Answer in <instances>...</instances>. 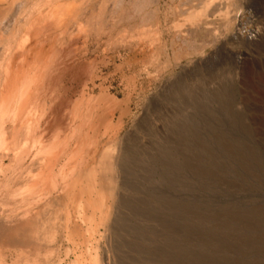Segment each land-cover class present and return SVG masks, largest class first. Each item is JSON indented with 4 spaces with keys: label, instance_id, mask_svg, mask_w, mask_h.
<instances>
[{
    "label": "rangeland",
    "instance_id": "1",
    "mask_svg": "<svg viewBox=\"0 0 264 264\" xmlns=\"http://www.w3.org/2000/svg\"><path fill=\"white\" fill-rule=\"evenodd\" d=\"M145 1L159 41L111 33ZM180 1L0 0V20L30 2L3 42L0 154L27 132L21 154L45 156L52 178L70 163L58 220L71 250L1 264H264V0L238 3L223 46L201 31L194 49L172 45ZM65 3L73 13L34 25L21 50L19 29Z\"/></svg>",
    "mask_w": 264,
    "mask_h": 264
},
{
    "label": "bare ground",
    "instance_id": "2",
    "mask_svg": "<svg viewBox=\"0 0 264 264\" xmlns=\"http://www.w3.org/2000/svg\"><path fill=\"white\" fill-rule=\"evenodd\" d=\"M55 1L56 0H50L48 6H50ZM120 1L121 0H119V2ZM173 1H175V0H173ZM240 1H243V0H181L178 3L179 5L175 8V10L173 12L175 22H173L171 24L172 25L171 29H172V32L174 35V41H172L173 42L172 45H174L175 42H176L175 44H178L177 42H180L184 46L185 45L187 46V44H188L189 47L194 49L195 44L192 42V39L194 40V38H195V40H196L195 36L199 32L204 31V33L208 35L207 37L211 38V39H208L206 37L208 39L207 40L208 43H210L213 46L215 45V47L217 45H219V43L221 46H223V44H224L223 41H226L227 38H229V34H228L227 30L225 29V25L226 24L238 25L241 22L243 12L241 10H240V12L236 11L237 8L240 7V6H238L239 5L238 3ZM113 2H114V0H113ZM146 2L147 1H145L144 3H140L138 7L136 6L135 11L132 12L133 15L130 16L129 19L126 18L127 20L125 21V23H124L123 19H120L119 21H117V23L120 22L118 25H113L112 23L110 25H108L107 27L111 28L110 29L111 33L113 32L112 34H114V32L116 30V26L120 25L121 27H123V24H125V26H126L124 28L125 31L131 28V29H133L131 31L132 34L134 32V35L148 37V39H152L153 41H157L159 39V36H161V34H162V31L158 30L159 29V27H158L159 23L157 24V22H156V21H159L158 20L159 17H157V14H160V8H156V9L152 10V9H150V4H147ZM29 3L19 4L16 7V10L12 13V15L10 17L0 20V65L1 66L5 65L7 57H8V55H10V53L12 51V47H10L9 45L6 46L3 44V42L6 41L5 40V34L8 33V30L11 27H13V26H15V24H17L16 18L18 16V14H20V12L23 11V9L26 8ZM117 3H118V0H117ZM74 4L76 5V3H74ZM242 6L243 5H241V7ZM120 8H121V5L118 6L117 10L119 11ZM242 8H240V9H242ZM44 9H45V7H44ZM73 9H74V5H72V4H69V3L60 4V5H57L56 7L52 8V10H49L48 12L44 13V15H39L33 21L30 20L29 21L30 26L27 30L19 29V30H21L20 34L24 33V35L26 37H24L22 39L20 38V42H18L19 43L18 47L21 48V47L25 46L28 49V47L31 44V40L29 38V36H30L29 32L33 28L34 25L44 23L47 20H50L51 18H53L54 15L59 14V13L72 14ZM89 9H91V8H89ZM92 9H93V7H92ZM113 12H114V10H113ZM59 15H58V17H59ZM88 17H90V16H88ZM123 17H125V16H123ZM74 19H75V21H73V24H75V22H77V19L76 18H74ZM172 21H174V20H172ZM155 23L157 25H155ZM216 23H218L220 25L218 28L215 27ZM57 25H58V23H57ZM103 26H105V25H103ZM74 28H76V30L79 31L81 27L79 28V25H78V27L74 26ZM125 31H124V33H125ZM60 34H61V37H63L64 33L62 32ZM151 37H153L154 39ZM216 43H218V44L216 45ZM154 45H155V42H154ZM161 47L164 48V46H161ZM158 49H159V47H158ZM164 50H166V49H164ZM1 66H0V68H1ZM1 84H2V82H0V85ZM37 166H38V164H37ZM4 204H2V205H4ZM36 206H35V209L33 212H28V210H26V208L24 209V207H22L23 209L19 211V217L20 218L18 217L19 219L17 220V222H14L13 224L15 226H18V228L22 229L23 231L24 230L28 231V238L27 239L25 238L26 240L24 241V243H22V245L19 243V246L22 247V246L28 245L30 247H33L36 251H38L40 253L46 247H47L46 250L48 248L49 249L52 248V245H50L52 243L51 240L53 239V237L56 234L54 232H57V231H54L52 228L51 229L49 228L50 222H47V220H49L48 218H49V215H51V214L50 213L46 214L44 212V210H41L39 207L36 208ZM62 207H63V205H62ZM57 215L58 214H56V216ZM46 222L48 223V225H46L47 224ZM7 230H8L7 235L12 234V229L9 230V228H7ZM3 232L4 231L1 229L0 230V243L5 244L6 237H5V234ZM42 233L46 235V237H44L43 239L40 237V235H42ZM57 233H59V232H57ZM30 247H28V248H30ZM44 252H46V251H44ZM49 253H51V251H48V254ZM45 256H46V254H45ZM50 256H52V255L50 254Z\"/></svg>",
    "mask_w": 264,
    "mask_h": 264
},
{
    "label": "crops",
    "instance_id": "3",
    "mask_svg": "<svg viewBox=\"0 0 264 264\" xmlns=\"http://www.w3.org/2000/svg\"><path fill=\"white\" fill-rule=\"evenodd\" d=\"M29 38L31 40V37ZM20 49L24 51L27 48L23 46ZM4 69V65L1 66L0 82H2V76L5 75L6 72ZM27 130H29V128H27ZM12 134L10 133L9 135V142L13 138ZM23 138L24 139L21 141V143L15 144L17 150L14 152V154L9 155L7 154L6 150L0 154V177H3L0 178V190H3L5 192V197H8V201L0 202V230L2 229L4 231L3 233L6 237L5 244L0 243V252L26 251L28 252V254H33L37 258L43 255L45 256L46 254L47 258L50 257V259H53L55 258V256L58 257V255L64 248L66 252L68 251L67 254L71 251L69 247H66L67 224L63 226V224H61L58 220L60 209L62 210L63 208H66V210H68L66 205L64 186L66 183V178L69 177L67 168H69L70 163H67L65 165L66 167L60 169L57 176H54L52 178L53 175L51 174V163L47 161V158L45 156L37 158L38 153L31 155V152H29V150H27L26 153L21 154V150L24 144L26 147H28V145L30 144V142H28L29 136L27 132L25 136H23ZM39 153L41 152L39 151ZM6 161H8V165H5ZM27 172L29 174L31 173L35 175L29 177ZM24 175L27 176L24 177ZM60 179L61 181L59 182ZM61 204L63 205V207ZM35 206L36 208L39 207L41 210H44L46 214H51L49 215V218L47 217L49 219L47 220V222H50L49 228H52L54 231L59 232H54L56 233V237L54 236L51 240L52 243L50 245H52V248L47 249L48 251H51V253L49 254L46 250L47 247L39 253L33 247H30L28 245L22 247L19 246V243L22 245V243H24V241L28 238V231H23L13 223L17 222V220L20 218L19 211L23 209L22 207H24V209L26 208L28 212H33ZM58 207H60V209ZM55 213L58 215L56 216ZM46 225H48V223ZM7 228H9V230L12 229V234L7 235ZM40 237L43 239L44 237H46V235L42 233ZM50 254L52 256H50ZM33 262L36 261L33 259ZM36 263L38 264V262Z\"/></svg>",
    "mask_w": 264,
    "mask_h": 264
}]
</instances>
